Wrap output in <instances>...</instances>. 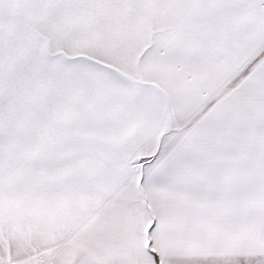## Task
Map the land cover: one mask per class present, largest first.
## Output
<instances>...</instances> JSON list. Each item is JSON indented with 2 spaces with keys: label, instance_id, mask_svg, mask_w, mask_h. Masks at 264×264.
Listing matches in <instances>:
<instances>
[{
  "label": "snow or ice",
  "instance_id": "snow-or-ice-1",
  "mask_svg": "<svg viewBox=\"0 0 264 264\" xmlns=\"http://www.w3.org/2000/svg\"><path fill=\"white\" fill-rule=\"evenodd\" d=\"M0 264H264V0H0Z\"/></svg>",
  "mask_w": 264,
  "mask_h": 264
}]
</instances>
